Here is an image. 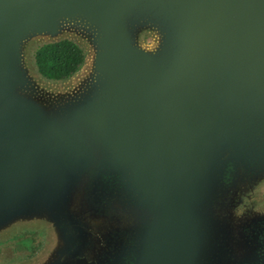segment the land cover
<instances>
[{
	"label": "water",
	"instance_id": "95a60500",
	"mask_svg": "<svg viewBox=\"0 0 264 264\" xmlns=\"http://www.w3.org/2000/svg\"><path fill=\"white\" fill-rule=\"evenodd\" d=\"M64 32L91 48L90 73L42 99L26 47ZM92 161L122 167L142 202L136 264H196L185 210L212 204L228 164L264 180V0H0V240L59 235Z\"/></svg>",
	"mask_w": 264,
	"mask_h": 264
},
{
	"label": "flooded vegetation",
	"instance_id": "af4514ba",
	"mask_svg": "<svg viewBox=\"0 0 264 264\" xmlns=\"http://www.w3.org/2000/svg\"><path fill=\"white\" fill-rule=\"evenodd\" d=\"M83 167L86 208L73 220L58 222L59 235L49 226L34 233L21 230L28 235L23 247L32 254L33 238L39 241L46 253L41 264H136L138 238L151 225L141 200L122 167L110 161ZM202 200L196 209L185 210L186 239L180 251L196 264H264V180L252 177L249 166L237 170L228 164L212 204L206 195ZM162 219L156 210V230ZM25 257H9L2 264Z\"/></svg>",
	"mask_w": 264,
	"mask_h": 264
},
{
	"label": "rangeland",
	"instance_id": "374dc122",
	"mask_svg": "<svg viewBox=\"0 0 264 264\" xmlns=\"http://www.w3.org/2000/svg\"><path fill=\"white\" fill-rule=\"evenodd\" d=\"M75 37L78 38L77 36H75L74 34H71L69 32H64V33L60 34L59 36H57L56 38H50V37H46V36H38V37L33 38L30 41V43L28 44V46L26 47V49L28 51V62L30 63V65L32 67L31 74H32L34 80L35 79L37 80V82L39 83L40 89L43 91L41 93V94H43V96H41L42 99H46L45 93L52 94V96H54V95H57L59 93L67 92L71 89L76 90L77 88H79L80 84L86 80V78L88 77V75L90 73L91 60H92L93 52L89 46H85V45L83 46L82 43L78 42L79 44L82 45L81 47L84 49V52H85V61H84L83 65L81 66L79 71L76 72L71 77L64 79V80L53 81V80H49V79H46V78L40 76L39 73L36 71V68L33 64V50L37 46H39L43 43L52 42L56 39H61V38H69L71 40L72 39L74 40ZM157 43H158V36H157V34L152 33V32H149L148 34H146L141 39V45L147 49L153 48ZM52 96H50L49 98H51ZM85 187H86V185H85ZM214 210H215V208H214ZM47 225L51 229V225H49L48 223H47ZM47 225L43 223L42 225L39 224L37 227L34 226L31 228L16 229L15 231H13L11 233V235L2 237L0 240V264H2L9 257L10 258L14 257V259H17V258H19L21 256H25V255H26V257L23 258L22 260H19L20 262L17 264H23V263L39 264L40 263L39 260L41 258H43L46 254L45 251L43 250L44 247H41L42 249H39L41 244H39V241H37L36 239L33 238L34 241L31 242V245H32V247H31L32 254H31L27 250L28 248L23 247L25 245H28V241H27L28 235L25 234L24 232H22L21 230H29V231H33V233H34V232L42 230ZM55 240H56V238H54L53 242ZM16 248L20 249V250L17 252L14 250ZM3 250H5V251H3Z\"/></svg>",
	"mask_w": 264,
	"mask_h": 264
},
{
	"label": "trees",
	"instance_id": "16d2710c",
	"mask_svg": "<svg viewBox=\"0 0 264 264\" xmlns=\"http://www.w3.org/2000/svg\"><path fill=\"white\" fill-rule=\"evenodd\" d=\"M84 61V49L68 38L43 43L33 50L36 71L53 81L71 77L79 71Z\"/></svg>",
	"mask_w": 264,
	"mask_h": 264
}]
</instances>
